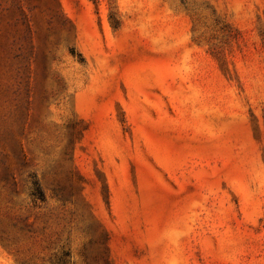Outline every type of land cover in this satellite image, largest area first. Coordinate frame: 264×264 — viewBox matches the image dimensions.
I'll use <instances>...</instances> for the list:
<instances>
[{
	"label": "rangeland",
	"instance_id": "374dc122",
	"mask_svg": "<svg viewBox=\"0 0 264 264\" xmlns=\"http://www.w3.org/2000/svg\"><path fill=\"white\" fill-rule=\"evenodd\" d=\"M0 264H264V0H0Z\"/></svg>",
	"mask_w": 264,
	"mask_h": 264
}]
</instances>
